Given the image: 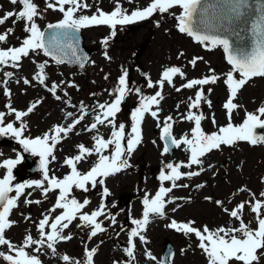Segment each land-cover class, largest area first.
Listing matches in <instances>:
<instances>
[{
    "label": "rangeland",
    "instance_id": "obj_1",
    "mask_svg": "<svg viewBox=\"0 0 264 264\" xmlns=\"http://www.w3.org/2000/svg\"><path fill=\"white\" fill-rule=\"evenodd\" d=\"M34 2L38 4L42 13L36 21L41 30L47 24L63 18V14L58 9H46L48 0H34ZM149 2L150 0H131L130 3L129 0H121L129 12L135 8H143ZM87 3L90 7L78 12L77 15H91L97 7L110 12L114 8L115 0H87ZM20 7L19 4H11L10 0H0V16L8 11H18ZM178 14L179 9H170L163 14L157 12L143 21L123 26L117 25L114 37H110L111 29L106 25L81 28L85 36V46L90 50L89 64L84 70L58 64L43 51L30 53L28 57H24L19 68H13L10 65L0 66V112L5 113L4 123L12 122L14 126L19 127L23 122L26 126L23 135L26 137L41 136L54 125L71 123L72 119L80 114L81 102L86 107L85 119L57 145L54 150L56 160L51 161L48 166L49 175L54 174L60 178L70 171L69 167L63 164V160L78 154L76 147L78 144L92 147L94 144L92 137L97 134V131L105 138L110 136L111 128L106 125L98 126V130L91 132L85 129L94 121L98 111L97 105L111 102L115 98L110 93H113L117 87L122 70L128 72L129 88L132 91L122 102L121 111L116 116V123L117 125L125 124L126 134L131 131V113L139 106L140 96L135 89L139 88L141 94L145 96L154 95L156 91H161L163 96L159 105V120L150 114H145L141 125L142 141L130 157H126L131 166L104 178L103 185L97 183L95 187H92L89 184L87 192L73 189L72 195L81 202L86 196L89 197L90 203L83 209L85 212L91 213L104 202L105 215L98 220L103 221L106 231L89 239L90 226L82 225L79 219L73 221L65 230V234H70L72 238L58 242L57 255H52L51 250L46 246L38 253L42 264H66L61 259L65 254L82 262L85 258V249L93 247L98 249L93 258L94 264H127L129 257L124 249L128 247V232L135 227L132 220L142 218L144 196L155 195L161 184L159 175L161 171H168L167 164L187 165L190 157L187 146L180 145L175 146L173 158H170L164 152L165 142L161 139V130L164 119L172 116V135L177 139L185 134L190 136L194 122L185 120L183 117L189 111L188 98L194 99L195 92L201 86L192 89L181 88L179 92L176 88L181 87L188 79L202 78L211 75L214 71L220 80L216 84L203 86L205 97L211 101V106L202 101L200 107L192 111L204 114L205 119L201 122V126L207 133L217 131L220 126L228 123L223 104L229 92L223 80L231 66L227 63L221 47L206 48L191 36L181 33L176 26L175 15ZM14 19L15 17H12L5 24L0 25V34L9 27L13 28L7 40L0 42V48L18 47L26 35L24 22L13 23ZM105 37H110L107 46L102 43ZM105 51L111 59L104 56ZM194 57L203 59L198 60L193 66L190 61ZM45 61H47L46 80L45 84L41 85L34 76L38 71L37 65ZM170 66L180 67L185 76L174 77L173 84L166 82L162 89L159 86L153 88L147 86L149 78L155 84L160 79L162 71ZM5 72H12L13 76L5 77ZM24 78L31 83L25 85ZM237 78H239L238 74ZM5 80H7L6 87L11 93L10 96L4 93L3 81ZM53 82L59 85L56 94L61 96V100H56L48 91ZM209 88L212 89L211 92L208 91ZM37 100L41 103L32 113L22 117L21 121H17L15 114L9 111V104L18 111H26ZM234 102L240 107L234 110L232 123L238 125L242 123L245 112H255L261 104H264V77L252 78L238 91ZM155 108L156 106H153V110ZM68 112H72L74 116L67 117ZM213 115L215 124L212 123ZM13 140L14 146L0 148V162L9 158L16 159L17 153L23 152L18 141L14 138ZM96 160V155L87 157L85 161L78 164L79 170L86 172ZM201 160L200 165L181 168L182 172L196 171L199 175L184 176L176 181L177 185L181 186L173 188L166 197L172 202L166 204L165 215L162 217L150 215L149 223L142 233L146 237V242L140 241L138 237L135 238L134 264H158L167 247L166 239L170 240L175 249L174 257L169 261L170 264H208L207 256L200 249L195 235H185L167 227L173 219L177 222L194 221L195 227L202 228L207 225L212 230L221 226L238 227L239 222L226 213L224 208L231 210L239 203L246 202L243 219L253 229L257 227L256 214L251 211V206L247 202L264 199L260 196V193L264 192V144L260 141L255 145L248 141H237L233 145H222L220 149L210 151ZM38 169H40L39 166ZM42 179L43 176L32 177L27 181ZM164 186L171 187V182L165 181ZM105 187L109 190V195L104 198ZM30 190L32 192L30 200H40L41 203L28 204L22 208V211L19 206L17 207L20 212L28 208H32L33 211L31 218H23L22 222L14 227L20 238V243L14 242L17 246L22 243L28 233H31L34 239L39 238L36 224L54 205L58 194L57 190L44 197L41 189L33 186ZM216 201L223 202L222 206ZM60 211L58 209L52 215H57ZM20 212L16 215L22 219ZM108 214L115 216V224L106 218ZM77 225L81 226L77 227ZM0 251L7 252L8 249L6 246H0ZM147 251L156 256L157 260L148 258ZM33 254L37 253L33 252ZM257 255L259 260L254 264H264V250H258ZM0 264H7V262L0 258Z\"/></svg>",
    "mask_w": 264,
    "mask_h": 264
},
{
    "label": "snow or ice",
    "instance_id": "obj_2",
    "mask_svg": "<svg viewBox=\"0 0 264 264\" xmlns=\"http://www.w3.org/2000/svg\"><path fill=\"white\" fill-rule=\"evenodd\" d=\"M129 2L131 3V0ZM10 3L13 5L19 4L21 7L18 11H8L0 16V25L15 17L13 23L24 22L26 35L20 46L0 48V66L10 65L13 68H19L24 57L39 51H43L46 56L55 59L56 63H63V55H67L66 49H71L73 55H76V45L73 42L76 40V34L81 28L106 25L111 29L110 37H114L117 25L123 26L143 21L157 12L163 14L169 12L170 9H179V14L175 15V19L177 21L176 26L181 33H186L206 48L221 47L225 53L227 63L231 66L223 80L229 92L228 98L223 104L228 123L220 126L217 131L205 132L201 126V122L205 119L204 114L192 111V109L199 108L202 101L211 106V101L205 97L203 86L216 84L220 77L213 71L211 75L202 78L188 79L181 87L176 88V91L179 92L181 88L192 89L201 86L195 92L194 99L192 97L188 98L187 107L189 111L183 117L185 120L194 122L190 136L185 134L177 139L172 135V116H167L164 119L161 130V139L165 141V153L169 151V144L176 147L186 145L190 157L187 165L182 163L167 164L168 171H161L159 175L161 184L155 195L150 197L146 194L144 196L142 218L133 219L132 224L135 227L128 232V247L124 249L129 257L127 264H134L135 261V238L138 237L140 241L146 242V237L142 233L149 223L150 215L154 214L161 217L165 215L166 204L172 202L166 197L172 192L173 188L181 186L177 185L176 181L184 176L199 175V172L196 171L182 172V167L191 168L193 165H200L202 157L214 149H220L222 145H233L237 141H248L253 145L258 141L264 142V135H257L255 132L257 128H264V118H262L264 117V104H261L255 112H245L242 123L238 125L232 123L233 112L240 107L234 102L238 91L252 78L264 77V0H216L215 3L211 4L207 0H150L147 6L135 8L130 12L123 6L121 0H115L114 8L110 12H105L97 7L91 15H77L78 12L90 7L87 0H54V2L48 0L46 9H58L63 14V18L55 24L47 25V29L53 30L47 38L46 32L41 30L36 22L37 18L42 16V13L34 0H10ZM247 24H250L251 46L248 48L234 47L230 36H239L240 33L237 28ZM157 25H159V22H157ZM12 32L13 28H7L3 34H0V42L6 41L8 35ZM110 37L103 39L102 43L105 46H107ZM59 53H63V55ZM104 56L111 59L106 51ZM77 59L81 58L77 57ZM201 59L203 58L194 57L190 63L195 66L197 61ZM46 64L47 61L39 63L37 65L38 71L34 76V79L41 85H44L46 80ZM237 74L239 78H237ZM4 76L11 77L13 73L5 72ZM177 76H185L180 67H166L162 71L160 79L154 84L149 78L147 86L149 88L159 86L162 89L166 82L170 85L173 84V79ZM3 83L5 84V95L10 96L11 93L6 87L7 80ZM23 83L28 85L31 82L24 78ZM58 87L59 85L53 82L48 91L52 93L56 100H61V96L56 94ZM130 91L132 89L129 88L128 72L122 70L117 87L113 93H110L115 98L111 102L97 105L98 111L94 121L85 129V131L91 132L98 130V126L106 125L111 128L110 136L105 138L97 131V134L92 137L94 141L92 147H87L82 143L78 144L76 146L78 154L66 157L63 160V164L67 165L70 171L62 178L54 174L50 176L48 165L51 161L56 160L54 150L57 145L85 119L87 109L83 103L81 102L80 105V114L74 117L71 123L54 125L41 136L34 138L23 135L26 127L23 122L19 127L14 126L12 122L5 124V113L0 112V136L11 135L22 146L24 153L38 156L43 173L42 180L13 184V169L21 163L24 157L18 152L16 159L9 158L0 162V168L5 169V174L0 177V245L7 246L8 249L7 252L0 251V258L6 261L7 264H42L38 253L45 246L51 250L52 255H57L56 245L58 242L72 238L70 234H65V230L77 219L82 225L90 226L89 239L106 231L103 221L98 220L99 217L105 215L103 202L91 213L85 212L83 209L90 201L85 198L81 202L72 195V192L74 188L87 192L89 184L92 187H95L97 183L103 185L105 183L104 178L130 167L131 165L126 157H130L142 141L141 125L145 114H150L153 118L159 120V105L163 99L161 91H156L154 95L145 96L141 94L139 88H136L135 92L140 96L139 106L131 113V131L126 134L125 124L120 123L117 125L116 116L121 111V104ZM208 91L211 92L212 89L209 88ZM39 103L41 101H35L26 111H18L10 104L8 108L11 113L15 114V119L21 121L22 117L32 113ZM153 106H156L155 110H153ZM66 116L73 117L74 114L68 112ZM212 123H216L214 115ZM105 152L109 154L106 155ZM92 155L97 156L96 162L86 172H81L78 164ZM98 178L100 179L98 180ZM165 181L171 182V187H165ZM33 186L41 189L44 197L57 190L58 194L54 205L36 224L39 238L34 239L31 233H28L23 238L22 243L17 246L5 235L6 230L15 224V221L10 220L9 217L12 211L18 207L20 198L25 195V189ZM183 186L187 187V185ZM13 192L15 194L10 195ZM103 193L105 196L109 195L107 187L103 189ZM27 195L30 196L31 193H27ZM260 196L264 197V192H261ZM24 202L27 204L41 203L40 200H26ZM216 203L222 206L223 202L216 201ZM245 203L241 202L231 210L224 208L226 213L239 222L238 227L221 226L212 230L207 225L197 228L194 226V221L177 222L175 219L167 227L185 235H195L198 238L200 249L207 256L208 264H254L259 260L258 250H264V212H262L264 210V199H254V201L247 202L251 206V211L256 214L257 227L255 229L250 224L245 223L243 219ZM58 209L61 210L59 214L53 216L52 214L56 213ZM106 218L110 219L111 223H116L115 216L108 214ZM80 226L77 225V227ZM97 251L98 249L95 247L86 248L85 258L82 262L74 260L66 254L61 259L66 264H94L93 258ZM33 252L37 254H33ZM146 256L153 261L157 260V257L150 251L146 252ZM158 264H165V262L159 261Z\"/></svg>",
    "mask_w": 264,
    "mask_h": 264
},
{
    "label": "water",
    "instance_id": "obj_3",
    "mask_svg": "<svg viewBox=\"0 0 264 264\" xmlns=\"http://www.w3.org/2000/svg\"><path fill=\"white\" fill-rule=\"evenodd\" d=\"M207 2L211 4V3H215L216 0H207ZM57 22L58 21L50 23V24H55ZM47 25L43 29V31L46 32V38L50 36L53 32V30L47 29ZM237 31L240 33L239 36L237 35L230 36V39L233 41L234 47H237V46L245 47V48L250 47L251 42H252V37L250 34V24L241 25L239 28H237ZM84 42H85V36L83 35L80 29L79 32L76 34V40L73 42L76 45V55L75 56L73 55L71 49H66L67 55H63V53H59L60 55H63V59H64L63 63L67 64L70 67H75L78 70L86 69V67L89 64L90 50L88 49L87 46H85ZM48 57L52 59L53 61H55V59H53L52 57L50 56ZM77 57H80L81 59H77ZM255 132L257 135H264V128H257L255 129ZM262 143L264 144V142ZM174 149H175V146L169 144V151L167 152V154L170 156V158H173ZM105 197L106 196H104V198ZM166 241L168 243H166L167 247L164 249V253H163V256L161 257V261H164L165 264H170L169 261L173 259L175 249L169 239H166Z\"/></svg>",
    "mask_w": 264,
    "mask_h": 264
},
{
    "label": "flooded vegetation",
    "instance_id": "obj_4",
    "mask_svg": "<svg viewBox=\"0 0 264 264\" xmlns=\"http://www.w3.org/2000/svg\"><path fill=\"white\" fill-rule=\"evenodd\" d=\"M14 144L15 142L10 135L0 136V148L11 147V146H14ZM21 155L24 157L23 160L21 161L20 164H18L13 169V176H14L13 184L26 182L29 178H32V177H42L43 173H42L41 168L37 170L38 166L40 167L39 165L40 158L38 156H34V155H31L29 153H24V152H22ZM4 174H5V169L0 168V177H2ZM27 193H31L32 195L30 188L25 189V195H23L20 198V201H18V206L21 209V211L23 207H26L28 205L24 201L30 200L31 195L29 196L27 195ZM14 194L15 193L13 192L10 195H14ZM86 198L89 200L88 196H86ZM19 208H15L10 214L9 218L10 220L15 221V224H13V226L7 229L5 233L6 238L9 239L12 243H14L15 241H19L20 243L19 235L16 233L14 227L16 225L18 226L22 222L21 220H23V218L29 219L32 217V214H33L32 208H28L24 212L18 211ZM17 212H20L19 214L21 215L22 219H19L17 217L16 215ZM23 222H27V221H23ZM0 246H3V245H0Z\"/></svg>",
    "mask_w": 264,
    "mask_h": 264
},
{
    "label": "bare ground",
    "instance_id": "obj_5",
    "mask_svg": "<svg viewBox=\"0 0 264 264\" xmlns=\"http://www.w3.org/2000/svg\"><path fill=\"white\" fill-rule=\"evenodd\" d=\"M28 164H29V162H28ZM26 165V164H25Z\"/></svg>",
    "mask_w": 264,
    "mask_h": 264
}]
</instances>
